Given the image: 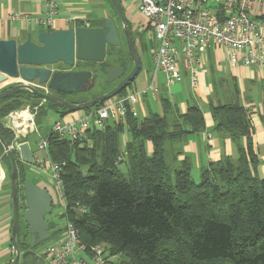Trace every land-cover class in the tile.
<instances>
[{
  "label": "trees",
  "instance_id": "trees-1",
  "mask_svg": "<svg viewBox=\"0 0 264 264\" xmlns=\"http://www.w3.org/2000/svg\"><path fill=\"white\" fill-rule=\"evenodd\" d=\"M107 51L117 61L116 68L131 69L128 53L123 56L114 47ZM99 67L95 75L105 78L113 66L106 60ZM72 95L78 97L67 100L73 104L99 96ZM238 95L234 89L231 100L210 105L214 128L235 145L236 158L223 156L207 163L197 180L189 158L178 162L182 151L175 149L188 135L204 131L203 115L196 105L179 114L168 100L160 99L162 113L150 112L141 119L127 113L123 125L91 129L82 141L59 138L49 127L50 113L62 118L71 111L49 102L39 106L36 128L47 140L49 160L61 166L65 208L60 217L72 224L86 253L105 244L109 256L118 257L117 264H264V179L255 174L259 160L250 112ZM39 102L25 90L0 100V139L6 145H11L13 134L4 126V118L25 103L38 106ZM262 106L264 122V100ZM124 131L129 140L120 151L119 135ZM12 153L21 209V184L27 170ZM0 155L9 171L1 143ZM21 220L17 242L24 252L30 248V236ZM56 226L49 225V240L63 232V227Z\"/></svg>",
  "mask_w": 264,
  "mask_h": 264
},
{
  "label": "built area",
  "instance_id": "built-area-1",
  "mask_svg": "<svg viewBox=\"0 0 264 264\" xmlns=\"http://www.w3.org/2000/svg\"><path fill=\"white\" fill-rule=\"evenodd\" d=\"M61 1L45 0L44 16L31 19V24L50 29L58 15ZM257 7L263 10L264 15V0H138L137 9L154 41L151 50L154 70L147 86L119 93L81 117L64 115L52 124V133L59 138L82 141L89 130H103L107 122L123 125L127 113L136 116L134 106L140 99L156 96V73L164 75L167 86L180 81L181 61L189 73L191 86L196 87L201 62L198 56L205 54L210 47L223 49L233 67H254L264 72V20L252 18ZM31 86L45 94L49 93L44 85L34 83ZM7 119L9 124H6ZM3 123L13 134L10 145L13 151L19 143L24 142L25 136L38 133L34 113L29 109L9 113ZM37 149L48 162L52 188H45L53 193L52 199L55 201L57 198L65 208L59 178L61 166L49 160L46 139L38 142ZM38 255L44 264H112L105 244L91 247L86 253L77 231L67 220L63 232L39 250Z\"/></svg>",
  "mask_w": 264,
  "mask_h": 264
},
{
  "label": "crops",
  "instance_id": "crops-1",
  "mask_svg": "<svg viewBox=\"0 0 264 264\" xmlns=\"http://www.w3.org/2000/svg\"><path fill=\"white\" fill-rule=\"evenodd\" d=\"M105 2L112 9L107 0H62L59 5L58 15L54 18L53 26L50 29H43L31 24L30 20L40 19L44 16L46 11L45 0H0V40H15L17 43H22L25 41L26 36L30 34L32 41H36L37 34L42 31H62L75 27H100L106 19H114L118 27H121L114 14L112 16L111 12L104 7ZM119 6L124 14L131 35H136V40L132 36L136 49L138 45L142 48L140 34L147 30L145 29V20L137 9L138 0H119ZM111 11L112 13L114 12L113 10ZM252 18L258 21L264 20L263 10L259 7L255 8ZM106 58L104 61H106ZM150 58L154 70L152 55H150ZM113 59L115 58H112V61ZM139 59L141 70H143L142 76L138 77L137 75L134 79V82L136 81L135 85L132 87L131 84L134 83L132 82L122 91L123 93L133 89L145 88L150 80L147 75L148 71H146L140 56ZM198 59L201 62L198 66L196 87L193 88L191 86L189 73L182 61L179 62L181 79L174 85L167 86L164 75L156 73L157 94L154 97L146 96L137 102L134 106L135 117L141 119L148 116L150 112L162 113L160 99L168 100L179 114H185L189 106L196 105L203 115L204 131L199 134L188 135L182 145L176 146L175 149L176 151L180 149L182 151V155L177 157L178 162L185 157L189 158L192 166V176L197 179L199 171L207 163L218 161L223 156L236 158L235 145L214 128L215 122L211 115L210 105L231 100L234 89H237L239 93L238 100L250 112V121L253 128L252 142L259 160L255 174L259 179H264V122L261 119L263 114L262 102L264 100V72L254 67L231 66L227 60L226 52L215 47H210L205 54L199 55ZM128 64L132 66L131 60H128ZM85 70L94 71L95 69L86 67ZM9 81L4 84L1 83L0 90ZM254 97H257L259 103H255ZM87 112L85 110L67 114L81 117ZM55 114L59 117L57 113ZM107 124L112 125L115 123L107 122ZM41 135L38 131L37 134L31 133L25 136L27 140H23L28 142L34 153L36 163L27 172L33 171L35 173V171H40L49 173L48 162L44 154L37 149L38 142L43 139ZM128 140V135L125 131L119 135L120 151H124ZM151 151V145L147 143L146 152L150 154ZM1 158L2 156L0 155V264H11L14 253L11 248L10 170L8 171L5 162ZM34 184L46 187L42 182ZM50 194L54 199L51 191ZM61 226H56V229L61 228ZM51 241L48 240L46 245L50 244Z\"/></svg>",
  "mask_w": 264,
  "mask_h": 264
},
{
  "label": "water",
  "instance_id": "water-1",
  "mask_svg": "<svg viewBox=\"0 0 264 264\" xmlns=\"http://www.w3.org/2000/svg\"><path fill=\"white\" fill-rule=\"evenodd\" d=\"M121 26L132 68L114 88L86 102L73 104L54 96L51 92L65 95L86 93L94 86L93 70H51L48 66L63 64L73 67L76 62L101 64L107 55V48H119L122 45L120 31L114 19L104 20L100 27H75L69 30L39 32L36 41L28 34L22 43L15 40H0V84L8 80L18 84L0 92V100L20 90H25L45 102L56 104L71 112L85 111L121 93L141 71V62L120 6L115 0H107ZM124 69L111 67L106 70V82L111 84L124 75ZM44 85L49 93L45 94L31 85ZM9 124V120H6ZM20 138V136H18ZM25 138V137H24ZM0 143L10 165V201H11V248L14 253L11 264H44L38 252L32 250L48 240L49 223L46 217L52 213L53 199L48 189L34 184L28 179L21 184L24 210L19 209L16 161L10 146L2 139ZM20 161L28 166L35 163L34 153L28 142L17 145ZM25 223L30 239V248L21 252L17 235L19 219Z\"/></svg>",
  "mask_w": 264,
  "mask_h": 264
},
{
  "label": "rangeland",
  "instance_id": "rangeland-1",
  "mask_svg": "<svg viewBox=\"0 0 264 264\" xmlns=\"http://www.w3.org/2000/svg\"><path fill=\"white\" fill-rule=\"evenodd\" d=\"M104 7L106 8V10L111 12V14L113 16V13H112L111 9L107 6L106 2H105ZM132 36L136 40V35H132ZM140 37H141V40H142L143 47L141 48L138 45L137 51H138L139 56L142 58V61L144 62L143 64L145 66L146 71H148V74H147L149 76L148 79H150V76H151V73H152V70H153V65H152V61H151L150 55H151V50L154 47V41H153V38H152L150 32H148V31H144L143 34H140ZM122 42H123V44L121 45V47L120 48H115V49H117L116 52H119L123 56L126 55V57H127L128 50H127L126 44L124 43V39H123ZM111 52L113 53L114 50L111 51ZM111 52L107 51L106 60H109L111 65L113 67H116L117 66V61H114L115 59H113V61H112V59H110L108 57V55H112ZM111 58H113V57H111ZM48 67L53 69V70H56V71H57V69H58V71L75 70V69H80L82 67H90V68L95 69L97 71L100 68L99 64H92V63H86V62H77L73 67H67V66H65L63 64H56V65H52V66H48ZM142 73H143V70H141L139 72L138 77L142 76ZM158 76H160V75H158ZM135 82L131 84L132 87H133V85H135ZM16 84H18L17 81L10 80L9 83L6 84L0 90V92L3 91L4 89H6L8 87H11V86H14ZM112 86H113L112 84H109V83L106 82L105 78L100 77L99 75H96L95 76L94 86L92 87V89H90L89 91L84 93V95H85L86 98H91V97L99 95L100 93H102L103 90H104V93L108 92L112 88ZM69 98H70V100H75L78 97L74 96V95H70ZM254 99H255L254 100L255 103H259V100L257 99V97H254ZM43 103L44 102H42V101H41V103L39 102L37 104L38 106H33V104H31V103H25L21 107L15 109L14 111H11L10 113H12V112H18L19 113V112H21L23 110L29 109L32 113H34V124H35V115H36L35 112H37L39 106H41ZM94 107H92V108H94ZM57 120H59V117L55 113H51L49 115V119H48L49 127H51L52 124L55 121H57ZM13 152L17 156V159L20 160V158L18 157L17 150H14ZM41 164H42V162H41ZM24 168H25V170H28L29 168H30L29 170H31L32 166L24 165ZM49 178H50L49 173L40 172V171H35V173H34L33 171H29V172H26V176H25L24 179H28L29 181L34 182V183L42 182L47 187L52 188V186H51V184L49 182ZM194 179H196V178H194ZM63 209L64 208L60 205L59 200L57 198L55 199V201L53 200L52 213H50L47 216V220L49 222V225L51 223L52 224L55 223L58 226L62 225L61 227H64V219L60 217L63 214ZM20 223H21V225L23 227L24 226V222L21 220ZM24 232H25V228H24ZM28 239H29V237L26 240H28ZM108 258L110 260V263L112 262V264H117V261H118V257L117 256L116 257L115 256H109Z\"/></svg>",
  "mask_w": 264,
  "mask_h": 264
},
{
  "label": "flooded vegetation",
  "instance_id": "flooded-vegetation-1",
  "mask_svg": "<svg viewBox=\"0 0 264 264\" xmlns=\"http://www.w3.org/2000/svg\"><path fill=\"white\" fill-rule=\"evenodd\" d=\"M119 28V31H120V38H121V42L123 41V39H124V37H123V33H122V31H121V27H118ZM125 43V42H124ZM122 44H123V42H122ZM107 56V55H106ZM49 68V67H48ZM132 68V67H131ZM51 69V68H50ZM51 70H53V69H51ZM58 70V69H57ZM131 70V69H130ZM129 70V71H130ZM129 71H127V69H125L124 70V75L118 80V81H116V82H114V83H111L113 86H112V88H114L115 86H116V84L123 78V77H125L128 73H129ZM111 88V89H112ZM110 89V90H111ZM51 94L52 95H54V96H58V97H61V98H63V99H65L66 101L67 100H70V95H65V94H61V93H56V92H51ZM21 211H23L24 210V200L22 199V201H21ZM47 222H48V220H46ZM49 233V232H48ZM48 240H49V237H48ZM47 240V241H48ZM46 241V242H47ZM46 242H44V243H41V244H39V245H37L35 248H33L32 250H34V251H36V252H38V249L39 250H41V249H44L45 247H46ZM28 250V249H27ZM42 258V257H41Z\"/></svg>",
  "mask_w": 264,
  "mask_h": 264
},
{
  "label": "bare ground",
  "instance_id": "bare-ground-1",
  "mask_svg": "<svg viewBox=\"0 0 264 264\" xmlns=\"http://www.w3.org/2000/svg\"><path fill=\"white\" fill-rule=\"evenodd\" d=\"M7 82V81H6ZM6 82H4V83H6ZM4 83H2V84H4ZM18 120H21V119H18ZM18 122V121H17ZM26 127H29V126H26Z\"/></svg>",
  "mask_w": 264,
  "mask_h": 264
}]
</instances>
